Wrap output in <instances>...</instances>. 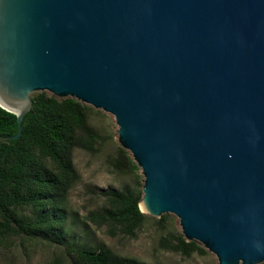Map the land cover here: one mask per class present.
<instances>
[{
    "label": "water",
    "instance_id": "95a60500",
    "mask_svg": "<svg viewBox=\"0 0 264 264\" xmlns=\"http://www.w3.org/2000/svg\"><path fill=\"white\" fill-rule=\"evenodd\" d=\"M44 91L114 116L143 213L264 261V0H0L7 138Z\"/></svg>",
    "mask_w": 264,
    "mask_h": 264
},
{
    "label": "trees",
    "instance_id": "16d2710c",
    "mask_svg": "<svg viewBox=\"0 0 264 264\" xmlns=\"http://www.w3.org/2000/svg\"><path fill=\"white\" fill-rule=\"evenodd\" d=\"M32 101L17 138H7L17 132L16 114L0 106V236L43 235L64 243L71 264H141L120 258L108 248L69 244L61 238V230H51L63 220L66 194L79 178L74 149L95 151L101 137L89 123L88 104L46 91L33 94ZM118 153L117 164L123 159L138 169L126 150L119 148ZM141 196L142 191L131 187L109 189L105 206L89 212L87 219L106 225L112 235L134 236L148 219L139 207ZM165 218L156 220L161 228ZM159 244L184 256L205 252L181 233L165 234Z\"/></svg>",
    "mask_w": 264,
    "mask_h": 264
},
{
    "label": "rangeland",
    "instance_id": "374dc122",
    "mask_svg": "<svg viewBox=\"0 0 264 264\" xmlns=\"http://www.w3.org/2000/svg\"><path fill=\"white\" fill-rule=\"evenodd\" d=\"M89 106V123L101 138L95 151L74 149L73 163L79 178L66 194L63 220L51 230H61V238L69 244L108 248L120 258H133L141 264H218L216 256L204 247V253L184 256L160 246L161 236L182 234L178 218L172 213L163 214L166 216L162 222L164 228L156 223L160 218L147 215L148 219L134 236L112 235L106 225H97L87 219L89 212L105 206L107 190L131 187L142 191L143 183L139 167L133 170L123 159L117 164L118 149L122 147L116 139L114 116ZM70 260L71 255L64 243L43 235L0 236V264H71Z\"/></svg>",
    "mask_w": 264,
    "mask_h": 264
}]
</instances>
